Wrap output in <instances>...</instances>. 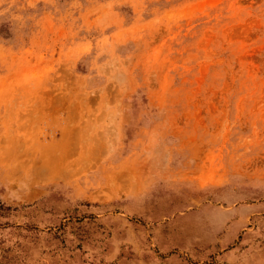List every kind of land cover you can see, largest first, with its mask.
Wrapping results in <instances>:
<instances>
[{
  "label": "rangeland",
  "instance_id": "374dc122",
  "mask_svg": "<svg viewBox=\"0 0 264 264\" xmlns=\"http://www.w3.org/2000/svg\"><path fill=\"white\" fill-rule=\"evenodd\" d=\"M0 264H264V0H0Z\"/></svg>",
  "mask_w": 264,
  "mask_h": 264
}]
</instances>
